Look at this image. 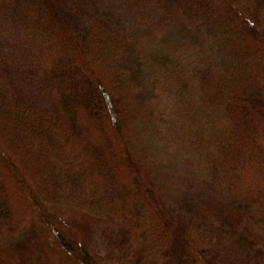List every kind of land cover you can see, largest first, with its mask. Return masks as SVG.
I'll return each instance as SVG.
<instances>
[{
  "label": "trees",
  "instance_id": "16d2710c",
  "mask_svg": "<svg viewBox=\"0 0 264 264\" xmlns=\"http://www.w3.org/2000/svg\"><path fill=\"white\" fill-rule=\"evenodd\" d=\"M112 1L0 0V259L34 218L54 264H107L55 222L115 205L119 264H161L189 182L252 197L264 248V0Z\"/></svg>",
  "mask_w": 264,
  "mask_h": 264
},
{
  "label": "rangeland",
  "instance_id": "374dc122",
  "mask_svg": "<svg viewBox=\"0 0 264 264\" xmlns=\"http://www.w3.org/2000/svg\"><path fill=\"white\" fill-rule=\"evenodd\" d=\"M92 2L98 10L109 16L118 13L117 8L111 11L115 8V1ZM113 5L110 10L109 7ZM86 136L89 140H98L92 132ZM188 186L169 205L172 209L171 216L178 223L179 240L178 245L175 244L167 253L168 259L162 260L161 264H245L238 261V255L250 261L249 264H259L264 260L263 245L251 233L252 230L247 228H253L254 231L258 229L259 223L260 211L254 205L252 197L227 193L212 195L208 193L210 190L201 185L194 187L189 182ZM173 190L174 187L172 195ZM116 209L117 206L113 205V214L104 218L89 216L83 212L60 211L55 222V227L59 229L57 241L63 245L75 242L81 256L85 257V262L90 263L91 258L100 262L102 257L106 258L107 264L125 261V252L132 253L135 249L130 244L124 227L116 221ZM41 227L37 220L30 219L24 236L18 240L14 249L8 251V261L1 258L0 261L3 262L0 264H54L55 258L52 260V253L43 242ZM186 239L188 240L185 241ZM194 242L203 249L200 251L204 254L200 255L201 259L192 261L196 256L189 250ZM260 254H263V258H260Z\"/></svg>",
  "mask_w": 264,
  "mask_h": 264
}]
</instances>
